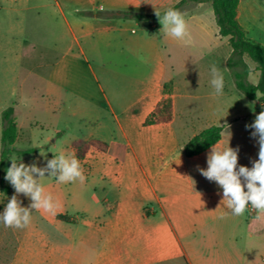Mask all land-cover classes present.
<instances>
[{
  "label": "rangeland",
  "instance_id": "1",
  "mask_svg": "<svg viewBox=\"0 0 264 264\" xmlns=\"http://www.w3.org/2000/svg\"><path fill=\"white\" fill-rule=\"evenodd\" d=\"M39 3L44 7H31ZM140 3L0 0V155L2 115L14 107L20 135L15 146L20 150L35 149V153L11 159L26 165L36 163L41 168L61 153L79 161L83 182L58 183L56 177L47 174L39 181L61 208L64 205L73 213L82 208L88 196L96 194L101 200L107 196L102 184L112 183L103 177L102 164L122 160L124 135L137 148L141 143L160 144L173 152L178 141L183 140L179 130L185 121L192 120L199 128L210 113L255 110V102L234 88L222 48H214L216 38L203 36L200 31V20L210 21L217 29L212 8L193 3L181 8L179 12L186 20L192 41L185 44L166 38L160 23L156 26L109 18L117 12L116 8L140 13L164 10L150 7L153 1L147 3L149 6ZM249 61L251 80L257 81V65ZM212 66L226 82L223 89L228 88L232 95L215 94ZM173 90L175 124L160 134L146 132L143 123L148 114L162 94L169 92L171 97ZM79 139H98L108 148L105 152L91 149L84 159H78L81 149H73L72 145ZM41 152L45 155L41 156ZM14 194L8 181L0 183V213ZM17 198L22 207L31 203L23 194ZM28 227L49 234L52 228L36 210L31 212L29 226L14 229L20 232ZM1 231L4 243L11 245L12 227L3 225ZM1 244L0 264H12V248H2Z\"/></svg>",
  "mask_w": 264,
  "mask_h": 264
},
{
  "label": "crops",
  "instance_id": "2",
  "mask_svg": "<svg viewBox=\"0 0 264 264\" xmlns=\"http://www.w3.org/2000/svg\"><path fill=\"white\" fill-rule=\"evenodd\" d=\"M149 1L155 4L150 7L167 10L181 0H140V4L147 6ZM197 5L211 8L210 4ZM119 10L126 9L116 8ZM237 20L249 40L264 46V0H239ZM199 23L203 36L216 38L214 48H222L226 64L232 53L228 39L223 41L218 27L213 29L210 21ZM249 60L245 56L252 68ZM252 73L249 80L256 84L259 78L252 81ZM229 95L231 90L223 89L221 96ZM165 97V93L161 95L147 118ZM171 99L172 120L150 126L143 123L146 132L160 134L175 124V90ZM253 102V111L210 113L199 128L198 123L185 121L179 130L183 140L173 152L160 144L141 143L137 148L124 135L122 160L102 164L103 177L112 183L102 184L105 198L88 196L75 213L64 205L55 214L37 211L52 226L50 234L29 227L20 232L12 228L11 245L4 243L0 223L1 246L12 248V264H264V216L257 219V212L253 216L246 212L234 216L221 203L222 189L198 171V166L207 168L212 147L191 158L183 153L194 136L211 126H220L221 140L214 146L220 150L228 144L238 148V166L251 168L252 161L258 159L259 145L257 138L251 137L254 129L245 126L264 111L259 100ZM225 213L228 215L220 219ZM58 215L69 221L59 220Z\"/></svg>",
  "mask_w": 264,
  "mask_h": 264
},
{
  "label": "clouds",
  "instance_id": "3",
  "mask_svg": "<svg viewBox=\"0 0 264 264\" xmlns=\"http://www.w3.org/2000/svg\"><path fill=\"white\" fill-rule=\"evenodd\" d=\"M155 15L162 25L160 31L166 38H172L190 44L191 37L184 16L175 9H168L164 15L156 11ZM211 85L216 95L223 92V76L215 66L211 68ZM258 95V94H257ZM229 126L226 125V131ZM246 128L254 129L252 138H257L259 145L258 159L252 161V167L238 166L239 149L231 147L218 149L212 146L207 155V168H199L200 174L207 180L215 182L222 189L221 203L230 210L234 216H243L249 205L257 212V219L264 216V111L256 115L252 124ZM45 154L41 152V156ZM56 177L58 183H69L79 180L83 182V175L79 161L73 157H66L63 153L53 159L47 160L46 166L41 168L33 163L26 165L17 163L16 158L11 159V166L6 170L4 179L15 190L4 211L0 213V223L5 227L23 229L31 223L33 210L55 214L59 203L53 196L46 193L39 181L45 176ZM38 177V178H36ZM246 189V190H245ZM23 194L30 199L28 207H22L18 196ZM228 213L219 218L224 219Z\"/></svg>",
  "mask_w": 264,
  "mask_h": 264
},
{
  "label": "trees",
  "instance_id": "4",
  "mask_svg": "<svg viewBox=\"0 0 264 264\" xmlns=\"http://www.w3.org/2000/svg\"><path fill=\"white\" fill-rule=\"evenodd\" d=\"M187 3L211 5L219 29V35L222 38H227L232 48V53L227 60V68L232 74L236 89L247 99L251 101L259 100L264 106V46L246 37L242 26L237 20L239 0H181L178 4L171 7V9L180 11ZM165 11H160L161 16L164 15ZM109 18L124 21L149 22L156 26L159 24V19L155 13L148 14L119 10L113 15H109ZM245 56L257 64L256 70L260 76L256 84L249 80L252 70L245 61ZM165 95L167 97L156 106L144 122V126L167 123L172 120V99L169 96V92H165ZM2 117L4 126L1 134L3 149L0 155V173L2 174L1 182L4 183V170L6 167L11 166V157H25L35 153V149L20 150L16 148L15 144L19 137V131L14 107L6 109ZM222 130L223 127L211 126L194 136L184 146V155L191 158L206 152L221 140ZM73 147L81 149V152H77V158L84 159L91 149L105 152L108 144L98 139L90 141L79 139L73 142ZM58 219L69 221V218L63 215H58Z\"/></svg>",
  "mask_w": 264,
  "mask_h": 264
},
{
  "label": "built area",
  "instance_id": "5",
  "mask_svg": "<svg viewBox=\"0 0 264 264\" xmlns=\"http://www.w3.org/2000/svg\"><path fill=\"white\" fill-rule=\"evenodd\" d=\"M246 213L249 216H253L254 214H256V211L254 209H252L251 206L249 205L248 209L246 210Z\"/></svg>",
  "mask_w": 264,
  "mask_h": 264
},
{
  "label": "water",
  "instance_id": "6",
  "mask_svg": "<svg viewBox=\"0 0 264 264\" xmlns=\"http://www.w3.org/2000/svg\"><path fill=\"white\" fill-rule=\"evenodd\" d=\"M1 179H2V174L0 173V183H1Z\"/></svg>",
  "mask_w": 264,
  "mask_h": 264
}]
</instances>
